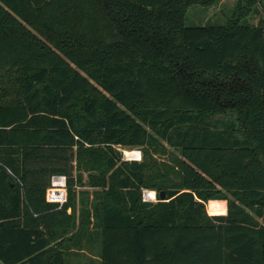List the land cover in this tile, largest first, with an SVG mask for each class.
I'll return each mask as SVG.
<instances>
[{
	"label": "trees",
	"instance_id": "obj_1",
	"mask_svg": "<svg viewBox=\"0 0 264 264\" xmlns=\"http://www.w3.org/2000/svg\"><path fill=\"white\" fill-rule=\"evenodd\" d=\"M213 1L0 0L1 264H264V0L256 26L185 24ZM67 150L78 223L65 169L27 167Z\"/></svg>",
	"mask_w": 264,
	"mask_h": 264
},
{
	"label": "rangeland",
	"instance_id": "obj_2",
	"mask_svg": "<svg viewBox=\"0 0 264 264\" xmlns=\"http://www.w3.org/2000/svg\"><path fill=\"white\" fill-rule=\"evenodd\" d=\"M241 14L238 16V22L241 24H247L249 26H256L262 17V9L259 2H252L251 0H214L210 6L205 7L201 5H192L190 6L185 14V24L187 26L193 25H227L229 21L235 19L236 13L240 12ZM162 145L156 146L155 148H151L148 150L147 160L156 161L158 165H167L170 167V178L174 180L176 178L175 169L177 168L176 160L181 156L179 151L172 146L167 145L164 141L160 140ZM118 151L121 153V159L127 161H141L143 159V150L139 147H116ZM124 150L130 151L134 150L136 155L138 154L136 159H127L124 154ZM66 158H56L51 157L48 159H30L27 163V167L29 168H41V167H61L64 168L65 174H58L59 176L65 177V184L67 178H70L74 182H76L77 170L75 168V161L71 160V151L67 150L64 152ZM160 170L161 168L158 167ZM82 182L75 184V200H76V223L80 221V217L78 216L81 205L84 203H90L93 195L92 188L87 184V172L81 170ZM44 178L46 179L49 176V173H43ZM43 178V179H44ZM51 183V181H50ZM62 186V187H63ZM157 193L156 189L141 187V197L142 200L148 194ZM87 206V204H86ZM89 230H92V225L89 223ZM97 243V240L95 241ZM84 243V239L82 243ZM96 243L94 245H96ZM69 251L77 252V256H72L71 262H86V261H95L97 262L99 257L96 252H90L85 246H82L80 249L76 247H71ZM1 264V263H0Z\"/></svg>",
	"mask_w": 264,
	"mask_h": 264
},
{
	"label": "built area",
	"instance_id": "obj_3",
	"mask_svg": "<svg viewBox=\"0 0 264 264\" xmlns=\"http://www.w3.org/2000/svg\"><path fill=\"white\" fill-rule=\"evenodd\" d=\"M131 153H135L134 150H130V151H126V150H124V154H125V156L127 157V159H136L137 156H138V154L135 155L134 157H132V156H130ZM55 180L58 181V183H59L58 185H55V184H54ZM50 181H51V185H52V186H63V185L65 184V177H63V176H59V175H53V176H51ZM155 197H156V194H155V193H153V194H148V195L145 197L144 200H145V201H154V200H155Z\"/></svg>",
	"mask_w": 264,
	"mask_h": 264
},
{
	"label": "water",
	"instance_id": "obj_4",
	"mask_svg": "<svg viewBox=\"0 0 264 264\" xmlns=\"http://www.w3.org/2000/svg\"><path fill=\"white\" fill-rule=\"evenodd\" d=\"M158 194H159V197L161 199H163L165 197V191L164 190L159 191Z\"/></svg>",
	"mask_w": 264,
	"mask_h": 264
},
{
	"label": "bare ground",
	"instance_id": "obj_5",
	"mask_svg": "<svg viewBox=\"0 0 264 264\" xmlns=\"http://www.w3.org/2000/svg\"><path fill=\"white\" fill-rule=\"evenodd\" d=\"M135 155H136V153H131V154H130V156H132V157H134ZM54 184H55V185H58L59 183H58L57 180H55Z\"/></svg>",
	"mask_w": 264,
	"mask_h": 264
}]
</instances>
